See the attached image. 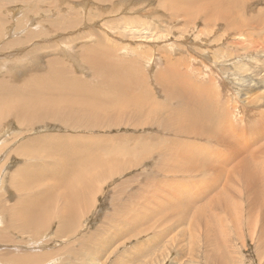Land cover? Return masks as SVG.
<instances>
[{"label":"bare ground","instance_id":"bare-ground-1","mask_svg":"<svg viewBox=\"0 0 264 264\" xmlns=\"http://www.w3.org/2000/svg\"><path fill=\"white\" fill-rule=\"evenodd\" d=\"M245 1L251 0H160V5L168 18L176 14L191 20L203 15L208 24L224 22L231 30L239 31L246 23L237 12ZM76 26L77 23L70 22L51 32H70ZM44 36L46 33L31 31L24 39L5 47L20 49ZM68 43L64 44L66 47L57 44V48L52 50L38 47L17 63L6 62L1 66L0 73L5 69L11 72L0 79V127L9 122L17 125L18 131L14 134L9 132L8 140L5 139L0 147V160H3L0 161V188L6 189L12 200L9 207L0 208V232H3L0 233V249L9 246L41 250L46 245L37 242V235L51 229L52 224L58 225L57 238L76 236L80 229L85 228L79 225V220L93 204L101 181L133 170L155 155L157 159L155 157L154 170L150 174L170 179L162 181L163 185L158 187L161 191H156L155 197L162 198L164 202L168 200L172 209L186 203L182 217L202 230V240L210 249L206 263L229 264L227 251L230 248L227 251L226 248L231 231L244 241L251 239L264 256V114L255 112L252 116H255V122L249 119L246 124L242 118L235 127L231 121L233 116L229 115L228 120V109L214 93L215 89L204 85L203 88L191 86L186 81L187 77L178 74L180 69L169 68L170 61L165 68L172 71L173 79L163 80L161 75L158 76L166 99L162 103L157 102L151 98V93H146V81L140 79L139 75H143L140 69L131 67L134 75L131 77L126 65L119 64L114 56L105 53V45L100 42L98 44L104 54L98 53L94 46L80 48L82 61L93 74L90 82L82 81L59 58L44 60L56 52L75 58L77 52L71 46L67 49L71 44ZM92 80H97L96 84ZM175 103L179 104V111L171 109L176 107ZM216 105L217 110L215 107L212 109ZM236 109L238 112V107ZM152 118L167 134L178 135V140L169 146L166 145L167 138L165 141L158 138L157 144L150 139L129 148L122 143L124 136L104 138L101 135L92 140L78 133L29 135L48 124L72 133L80 129L92 132L130 127L128 124L134 121L138 125L140 122L143 124L142 121L149 124ZM244 122L246 125L242 126ZM248 128L255 129V135L244 130ZM2 135L0 129V137ZM179 137L186 141L181 143ZM8 154L19 158V164L6 166V159L11 158L6 157ZM181 176L185 180L187 178L185 184L177 180ZM149 181L153 185V181ZM164 186L169 187V193L162 192ZM128 208L132 212L124 213L126 216L114 210L110 214L111 220L124 217L128 225L138 227L144 215L139 214L140 211L135 215L137 206ZM15 233H31L37 239L35 242L24 239L26 242L16 243L13 242ZM100 240L101 237L90 230L78 239L77 249L70 246L64 251L20 254L3 249L0 264H57L61 259L65 264H93L92 251L97 250ZM62 251L63 257L60 256Z\"/></svg>","mask_w":264,"mask_h":264},{"label":"rangeland","instance_id":"rangeland-1","mask_svg":"<svg viewBox=\"0 0 264 264\" xmlns=\"http://www.w3.org/2000/svg\"><path fill=\"white\" fill-rule=\"evenodd\" d=\"M112 8L116 9L112 10ZM153 8L156 10L151 12ZM164 12L167 13L160 5V0H109L107 3H103L102 0H0V70H2L1 66L22 59L38 47L52 50L53 47L57 48V44L66 47L64 44L70 42L67 49L72 47L77 52L75 58L73 57L74 60L57 52L56 55L52 53L45 59L40 56V59L42 57L46 61L49 58H59L72 70L73 75H79L82 81L90 82L93 74L82 61L83 52H80L82 51L80 48L94 46L98 53L104 54L100 50L98 44L100 42L105 45V53L114 56L119 64L126 65L131 77L134 76L130 71L131 67L137 66L133 69H140V73H143L139 75L140 79L146 81V93H151V98L157 102L162 103L166 99L162 87L160 88V81L157 80L158 76L161 75L163 80L168 78L172 81L173 79L172 71L165 68L170 61L169 68L180 69L178 74L187 77L186 81L191 86L203 88L202 85H204L208 89H215L214 93L219 95L220 101L228 109L229 114L226 113L228 120L229 115L233 116V120L236 117L237 122L231 120L235 127L242 121H246L247 124L249 119L255 122V116H252L256 113L264 114V0L245 1L242 4L237 13L242 16L243 21L245 20L243 23L247 26L243 25L241 28L245 29L239 31L231 30L229 24L224 22L208 24L203 15L190 20L186 16L179 17L176 14L168 18ZM70 22L77 23L75 29L70 32L58 34L51 32L55 28H63L62 25ZM31 31L46 33V36L20 49L5 47L12 42L24 39ZM97 59H99L98 56ZM10 72L9 69L1 71L0 79ZM191 78L195 80L191 81ZM92 82L96 84L97 80ZM174 105L176 107L171 109L179 111V104ZM214 107L217 110V105L212 106V109ZM256 116L260 118L259 115ZM149 121V124L142 121L141 125L134 121L128 124L130 127L121 126L111 130L97 129L88 132L80 129L81 131L74 133L65 131L63 127L57 128L48 124L45 128H38L29 135L35 137V135L52 133L61 135L78 133L81 136L87 135L85 137L92 140L97 136L104 138L124 136L125 141L122 140V143L129 148L139 141L146 143L150 139L157 144L158 138L162 141L167 138L166 145L169 146L171 142L175 143L178 140V135L167 134L160 128L162 125L154 121V118ZM242 124V126L246 125L245 122ZM17 127V125H10L9 122L0 127L4 135L0 137V147L11 133L18 131ZM244 130L255 135V129ZM179 140L181 143L186 141L182 137H179ZM202 144L206 143L202 142ZM9 156L11 155L8 154L6 157ZM155 157L157 159L155 155L149 160L147 158L133 170L105 179V182L101 181L99 188L96 189L98 193L96 191L93 204L88 206L83 218L79 220V225L85 228L80 229L76 236L74 234L69 238L64 235L57 238L58 225L52 224L51 229H45L40 236L37 235L39 237L37 242L46 245L41 250L29 247L23 250L9 246L4 249L2 246L0 252H3V249L13 251L15 254L59 249L64 251L70 246L77 249L78 239L88 231L94 230L101 240L98 242L100 245L96 248L97 250L92 251L93 264H208L206 254L210 252V249L206 248L202 240V230L198 226H193L194 223H191L189 219L182 217L186 203L172 209L168 200L164 202L162 198L155 197L156 191H161L158 187L163 185L162 181H170V179L165 180L164 176L150 174L154 170ZM19 161H21L19 158L11 156L6 159V166L15 167ZM221 162L217 161V163ZM182 178L177 180L185 184L187 178L186 180ZM149 180L153 181V185ZM167 188L169 187L164 186L162 192L169 193L170 190ZM0 196V208L9 207L12 201L10 193L0 188ZM135 206L138 207L134 211L135 215L139 211V214L144 215L142 224L138 227L128 225L124 217L111 220L110 214L114 210L122 215L129 214L132 210H127L128 207ZM180 208L182 209L179 210ZM232 232H229L231 239L226 248V251L230 248L227 251L230 254L229 264H264V256L257 250L254 242L249 238L248 241H244ZM20 234L15 233L13 242L24 243L26 239H32V242H35L37 239L34 238L35 236L32 237L31 233ZM63 251L61 257H63ZM57 264L65 263L61 259Z\"/></svg>","mask_w":264,"mask_h":264}]
</instances>
